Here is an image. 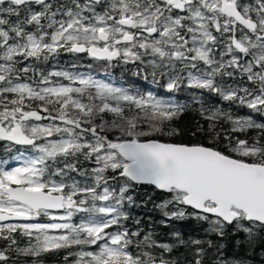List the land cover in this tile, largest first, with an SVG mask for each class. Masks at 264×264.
<instances>
[{"label":"snow or ice","instance_id":"6c2138e0","mask_svg":"<svg viewBox=\"0 0 264 264\" xmlns=\"http://www.w3.org/2000/svg\"><path fill=\"white\" fill-rule=\"evenodd\" d=\"M62 54L71 69L82 57L102 65L104 78L92 63L47 67ZM120 65L163 93L114 81ZM181 91L200 106L207 126L193 135L207 143L164 139L191 107ZM204 93L264 117V0H0V264L62 250L64 264L264 257V122L206 107ZM140 185L166 196L155 205L165 217L205 222L245 255L145 233L126 210Z\"/></svg>","mask_w":264,"mask_h":264},{"label":"trees","instance_id":"16d2710c","mask_svg":"<svg viewBox=\"0 0 264 264\" xmlns=\"http://www.w3.org/2000/svg\"><path fill=\"white\" fill-rule=\"evenodd\" d=\"M72 63L69 61L65 62L66 68L70 70L79 71V68L71 69ZM88 65V64H86ZM98 66H102L98 64ZM133 69L134 66H132ZM131 69H120L118 67L113 69V74L115 77L117 75H124L126 76L127 73L131 74ZM102 73V72H97ZM135 76H132V82H137L138 86L145 87L147 90H151L155 93H163V89L156 88L151 84H146L145 81L139 79ZM122 80V79H121ZM127 82H131L128 80ZM125 82V86H126ZM189 91H196L197 94H200L198 90H189ZM189 91H181V95H176V98L181 102H188L191 103V107L177 120L173 122V126L179 130V134L168 138L165 137L164 139L170 140L172 142H185V143H193L203 140V142L207 143L208 140L204 137L203 133L199 135H193V130L198 125L207 126L205 120L199 114V105L191 102V97L189 95ZM204 100L206 107H220L224 110L234 112L238 116H247L252 115L253 118L257 122H264V117H260L258 114L251 113V110L247 108H237L235 105H229V102L222 101L219 97L215 96L214 94L204 93ZM224 128L229 127L227 123L223 124ZM252 134L254 135L255 132L253 131ZM1 144V143H0ZM136 200V204L138 206H128L127 211L130 212L131 216L134 219L140 220L139 227L143 229L145 233L152 232L155 239L159 240L160 242H172L175 240V237L172 238L173 233L179 231L184 239L194 238V239H201L204 241L211 240L218 244H224L228 253L231 254L233 252H240L241 255H245L243 250H238L233 247V241L229 238L221 239L217 237L214 233L206 232L208 228L207 223L196 221L195 219H183V220H176V219H168L163 215V212L156 208L155 205L161 203L166 196L158 191H155L153 188L149 186H138L136 187L133 193ZM151 197V200H149ZM172 211L171 207L168 209ZM163 221V222H162ZM127 226L133 230H135L136 225L134 220H129L126 222ZM33 243L35 241H32ZM29 244V240L27 237L20 238L19 247H26ZM5 242L0 240V247H4ZM133 250L135 251V247L133 246ZM75 251V249H73ZM180 253L184 252L183 247L179 250ZM67 254L66 250H62L59 253H51V254H44L40 259L42 264H64V256ZM11 259L8 264H32L33 257H25L23 255H18L17 253L13 252L10 254ZM75 258L70 257V262L73 261ZM251 264H264V257L257 255L251 258Z\"/></svg>","mask_w":264,"mask_h":264},{"label":"rangeland","instance_id":"374dc122","mask_svg":"<svg viewBox=\"0 0 264 264\" xmlns=\"http://www.w3.org/2000/svg\"><path fill=\"white\" fill-rule=\"evenodd\" d=\"M132 66L133 65H127V66L120 65V66H118V68H120V69H125V67L128 69V67H129V69L132 70L131 74L127 73L126 76L115 74L117 77L114 76V78H112V79L114 81H117V82L121 81V79H122L124 84H125V82H126V84H128L129 83V82H127L128 80H131V82H132V76H133L132 73L135 71V69H133ZM78 68H79V72H84V73L89 72V69H88L87 65L84 62H79ZM91 71H92L93 75L97 76V75L101 74V73H97V72H102V66H98V64L93 65V68H92ZM97 78H99V77H97ZM134 79H135V77H134ZM176 95H181V93L179 92ZM0 143L3 144L2 142H0ZM3 156H4V153H3L2 149H0V157H3ZM11 163H12V166H16V162H11ZM53 214H56V213H53ZM39 222H50V221H49V219L47 217H43V218H41L39 220ZM52 234H55V233H52Z\"/></svg>","mask_w":264,"mask_h":264},{"label":"flooded vegetation","instance_id":"af4514ba","mask_svg":"<svg viewBox=\"0 0 264 264\" xmlns=\"http://www.w3.org/2000/svg\"><path fill=\"white\" fill-rule=\"evenodd\" d=\"M58 59H59V64H57L56 61H52V63H51L50 65H47V67H49V68H51V69L59 70L60 68H66V66H65V62H66V61H69V62H71V63L74 62L73 57H71V56H69V55H67V54H62ZM79 62H84L85 64L92 63L93 65H96V64H97V63L91 61V60H90L89 58H87V57H82V58L80 59ZM109 71H110L111 74H112V78H114L113 69H110ZM96 77L104 78L103 75H102V73L99 74V75H97ZM172 238H174V236H172Z\"/></svg>","mask_w":264,"mask_h":264},{"label":"water","instance_id":"95a60500","mask_svg":"<svg viewBox=\"0 0 264 264\" xmlns=\"http://www.w3.org/2000/svg\"><path fill=\"white\" fill-rule=\"evenodd\" d=\"M3 143H4V142H3ZM17 147H19V146H17ZM140 186H149V185H140ZM149 187L153 188L152 186H149ZM158 192H159V191H158ZM189 210H191V209H189ZM53 213H56V211L54 210ZM9 222H18V221H9Z\"/></svg>","mask_w":264,"mask_h":264}]
</instances>
